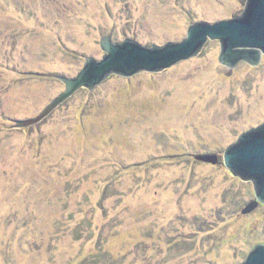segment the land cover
<instances>
[{"label":"rangeland","instance_id":"rangeland-1","mask_svg":"<svg viewBox=\"0 0 264 264\" xmlns=\"http://www.w3.org/2000/svg\"><path fill=\"white\" fill-rule=\"evenodd\" d=\"M246 0H0V264H240L264 203L223 150L264 121V62L220 43L158 72L111 74L38 122L99 41L145 46ZM214 153L216 163L195 159Z\"/></svg>","mask_w":264,"mask_h":264},{"label":"water","instance_id":"water-1","mask_svg":"<svg viewBox=\"0 0 264 264\" xmlns=\"http://www.w3.org/2000/svg\"><path fill=\"white\" fill-rule=\"evenodd\" d=\"M220 43L218 61L229 68L245 61L250 65L264 62V0H246L240 14L210 21L192 22L185 36L162 45L145 46L126 38L120 42L104 36L99 41L103 55L87 56L72 77L57 75L64 89L34 117L16 121V127L34 124L45 117L79 88L92 90L111 74L130 77L137 72H158L175 63L200 54L208 40ZM195 159L216 163L214 153L198 154ZM224 166L242 180H251L255 199L245 210L264 203V121L239 134L222 153ZM240 264H264V244H256Z\"/></svg>","mask_w":264,"mask_h":264}]
</instances>
